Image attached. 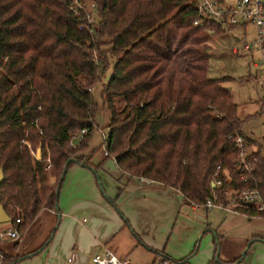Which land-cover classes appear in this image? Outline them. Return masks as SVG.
Segmentation results:
<instances>
[{
	"label": "trees",
	"instance_id": "1",
	"mask_svg": "<svg viewBox=\"0 0 264 264\" xmlns=\"http://www.w3.org/2000/svg\"><path fill=\"white\" fill-rule=\"evenodd\" d=\"M92 1L97 19L90 32L84 13H73L66 0H0V203L12 220L20 215L21 235L43 207L54 208L66 160L91 165L94 151L85 152L94 128L91 90L110 61L101 89L109 110L107 153L99 164L113 157L123 171L172 186L188 203L210 195L218 165L238 175L228 135L244 134L247 118L238 115L224 78L208 76L210 40L223 27L193 24L192 0ZM38 144L42 159L30 153ZM253 154L264 194V158ZM241 211L264 215L253 207ZM18 243L0 241V264L27 256L14 252Z\"/></svg>",
	"mask_w": 264,
	"mask_h": 264
},
{
	"label": "crops",
	"instance_id": "2",
	"mask_svg": "<svg viewBox=\"0 0 264 264\" xmlns=\"http://www.w3.org/2000/svg\"><path fill=\"white\" fill-rule=\"evenodd\" d=\"M102 158H91L89 166L79 162L67 165L59 186L58 211L55 207L40 210L19 240L24 242L31 225L43 219L22 252H17L27 256L14 264H94L91 256L105 248L131 264H149L159 256L193 264L189 259L198 252L200 241H204L201 251L211 253L208 264H264L261 228L255 230L244 262L242 258L232 260L235 262L215 260V242L221 235L219 215L233 211L216 207L206 210L185 202L178 189L130 175L113 157L99 164ZM95 164H99L97 168ZM49 180L53 183L55 176Z\"/></svg>",
	"mask_w": 264,
	"mask_h": 264
},
{
	"label": "built area",
	"instance_id": "3",
	"mask_svg": "<svg viewBox=\"0 0 264 264\" xmlns=\"http://www.w3.org/2000/svg\"><path fill=\"white\" fill-rule=\"evenodd\" d=\"M68 6L73 13L83 12L87 24L91 32L95 26L97 19V7L92 0H66ZM197 8L198 15L193 19V24L204 22H214L222 27H232L239 25L244 27L246 23H252L255 29V35L247 41L245 38L237 37L240 42V47L236 45L233 48L234 53L239 51H249L250 57L253 59V64L260 69L261 73H256L259 85L262 88V95L259 98L261 109L258 112L260 117L264 118V0H192ZM81 26V25H79ZM208 31L212 28L207 27ZM255 53L257 55L255 56ZM96 126V125H95ZM98 128V127H96ZM102 139L106 143L107 132L98 128ZM87 132V128L79 129L70 138L69 144L78 143ZM232 140V144L236 149V157L233 160V166L237 172L235 178L228 169L221 168L218 165L210 177L209 187L210 195L200 205L206 210L211 208H219L233 212L241 213V207H253L257 212L264 214V194L260 188V182L255 176L257 168L258 156L253 153H258L260 158H264V133L258 136H250L235 131L228 135ZM251 138H259L258 141H251ZM104 148V154H106ZM237 179L249 183L246 186L240 187L237 185ZM211 183L213 185L211 186ZM21 222V217L18 214L14 220L11 218L2 222L0 226V241L21 240V233L18 224ZM2 254L0 253V262ZM94 264H131L127 258L121 259L110 249L105 248L102 252L94 253L91 256ZM184 259H173L167 256H159L149 264H184Z\"/></svg>",
	"mask_w": 264,
	"mask_h": 264
},
{
	"label": "rangeland",
	"instance_id": "4",
	"mask_svg": "<svg viewBox=\"0 0 264 264\" xmlns=\"http://www.w3.org/2000/svg\"><path fill=\"white\" fill-rule=\"evenodd\" d=\"M254 35V25L250 22L246 23L244 27L239 25L223 27L222 33L213 35L209 45L208 76L213 78H224V83L231 88L230 91L233 100L237 104L238 115L242 118H247L242 127L244 135L259 137L264 133V118L258 115L261 109L259 98L262 95V88L259 85L256 73H261V71L253 64V59L250 57L249 51H239L238 53L232 51L236 45L240 47V42L237 41V37L245 38L247 41H250ZM256 55L257 53H255V56ZM111 70L112 61H110L104 73L93 83L91 90L92 98L95 103L92 114L94 128L88 137V145L85 152L90 153L94 151L91 157L93 161H97L104 157L105 142L98 128H101L104 132H108L106 124L109 118V110L106 105L103 104L101 89L103 84L108 80ZM38 147H40L41 150L40 155L36 152ZM45 150L46 157L44 159L47 165H49L48 147H46ZM30 153L37 159L43 158L40 144H38L35 149L30 147ZM50 176L54 175H49V179ZM219 218L218 231L221 235L219 236V241L216 240L218 243V255L214 256V259H218L219 261L220 259L231 261L236 259L237 261L242 258L244 262L247 259L246 256L249 249H251L249 242L255 237L253 235L255 230L261 228L263 231H259V233L264 236V215L248 217L240 213L223 212V214L219 215ZM41 222H43L42 218L36 220L33 225H31L32 231H35L36 227L40 225ZM1 223L0 226L2 225ZM55 225L56 223L53 228ZM32 231H27L24 238L26 240L24 242L19 241L14 248V252H22L29 240V236L34 233V231L33 233ZM31 242L40 244L41 241ZM203 242L204 241H200L198 252L190 257V263L208 264L210 262L211 253L206 254L201 251ZM6 248L9 249V246Z\"/></svg>",
	"mask_w": 264,
	"mask_h": 264
},
{
	"label": "water",
	"instance_id": "5",
	"mask_svg": "<svg viewBox=\"0 0 264 264\" xmlns=\"http://www.w3.org/2000/svg\"><path fill=\"white\" fill-rule=\"evenodd\" d=\"M226 88L228 90H230V86H226ZM37 154L40 155L41 154V150H40V147H38V149L36 150ZM70 161H76V159L74 157H69L67 160H66V163L63 167V171H62V177L64 176L65 174V171H66V168H67V165ZM93 171H95V169L93 167H90ZM4 179V172L2 170V168L0 167V184L1 182L3 181ZM100 183V180L98 181ZM213 185V183H211V186ZM58 192H59V187H57L56 189V194L58 196ZM55 209L58 211V207H57V202L55 203ZM58 217H59V213H58ZM10 219V215L7 213V211L5 210V208L3 207V205L0 203V223L1 222H5L7 220ZM218 255V247L216 249V253H215V256Z\"/></svg>",
	"mask_w": 264,
	"mask_h": 264
}]
</instances>
